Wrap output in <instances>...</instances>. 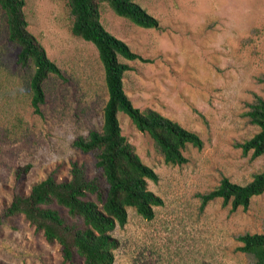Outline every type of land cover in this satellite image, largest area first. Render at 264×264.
Instances as JSON below:
<instances>
[{
    "label": "rangeland",
    "instance_id": "rangeland-1",
    "mask_svg": "<svg viewBox=\"0 0 264 264\" xmlns=\"http://www.w3.org/2000/svg\"><path fill=\"white\" fill-rule=\"evenodd\" d=\"M24 1L27 28L62 78L47 77L45 101L34 112L33 67L14 63L18 48L7 39L0 8V212L11 200L17 166L31 164L23 193L48 175L69 178L74 161L93 173L94 156L72 142L101 129L107 100L97 50L72 34L66 1ZM134 1L158 19V28L139 27L106 3L100 9L104 27L147 59L119 58L130 66L124 90L139 109L152 108L196 132L202 147L188 144L184 164H166L149 134L118 112L122 134L157 174L147 188L162 204L153 207L152 219L128 208L127 222L111 232L119 240L113 264H251L253 257L238 250L237 237L264 232V192L236 209L221 198L202 206L199 195L222 177L244 184L264 169V154L251 158L239 145L258 131L247 112L258 97L264 99V0ZM81 263L76 258L73 264ZM0 264L69 263L57 242L18 214L0 226Z\"/></svg>",
    "mask_w": 264,
    "mask_h": 264
},
{
    "label": "trees",
    "instance_id": "trees-1",
    "mask_svg": "<svg viewBox=\"0 0 264 264\" xmlns=\"http://www.w3.org/2000/svg\"><path fill=\"white\" fill-rule=\"evenodd\" d=\"M72 16L73 35L92 43L103 67L107 100L103 107L100 130L92 129L87 136H77L72 146L95 158L93 173L85 162L74 161L70 177L57 180L52 175L34 183L28 193L20 189L31 164L14 170V191L10 202L0 212V226L11 216L21 214L36 230H41L49 242H57L63 262L73 264H113L114 250L119 240L112 235L116 224L127 222L128 208L145 219H152L154 206L162 199L147 188V180L156 181L155 171L141 160L134 147L122 134L118 112L125 113L133 125L146 132L159 148L164 162L181 165L186 145L201 148L200 136L152 108L134 106L123 87V77L130 69L127 60L147 61L129 45L111 34L102 24L100 9L106 3L112 11L143 28H158L159 21L134 0H64ZM24 0H0L7 24V39L18 52L14 63L32 66L29 87L30 104L34 112L45 101L43 83L50 74L62 78L58 66L47 56L40 41L27 28ZM264 82V76L260 78ZM258 131L239 145L251 158L264 154V99L258 97L247 112ZM264 192V169L244 184L222 177L212 190L200 194L204 206L215 198L230 203L232 209L246 208L253 196ZM66 211L62 213L54 206ZM238 250L253 257L251 264H264V232H245L237 237Z\"/></svg>",
    "mask_w": 264,
    "mask_h": 264
}]
</instances>
